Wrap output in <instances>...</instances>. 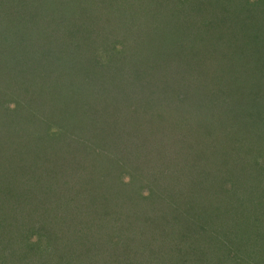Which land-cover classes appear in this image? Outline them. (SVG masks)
<instances>
[{"label": "trees", "instance_id": "1", "mask_svg": "<svg viewBox=\"0 0 264 264\" xmlns=\"http://www.w3.org/2000/svg\"><path fill=\"white\" fill-rule=\"evenodd\" d=\"M55 1L36 0V6L32 10H29L27 8L29 6H25V4H18L19 6L15 7L20 11L8 16L9 20H6L5 23L9 26V23L13 21L12 29L16 37L10 41V44L7 42L8 48L3 54L2 51L6 47L5 42L0 47V85L8 83L15 88L13 92L0 99V165L3 160L10 159L7 153L11 156L14 155L13 151L14 153L18 152L17 156L22 160L21 164L28 162L30 165L36 164L37 172L32 173L33 176L30 179L33 182L25 191L21 190L19 182L12 184L14 189L13 187L1 189L2 186H0V191L4 194L0 193V232L1 235L5 232L4 235H8L6 243L14 246L7 254L0 252V264H43L47 258L51 259V254H53L51 250L54 251L57 260L60 250L64 246L72 244H80L88 249L87 243L90 242L87 241L88 233L92 231V228L97 233L103 232L112 236L111 241H119L118 243L133 237L136 231L141 232V229H149L150 238L147 240L139 238L141 240L138 246L144 260V263L141 264H150L152 261L160 260L162 258L160 254L168 251H171L169 260L174 264V260L180 258L176 254L180 253L179 246L181 247V245L177 242V235L170 226V216H185L192 223H196V226L198 220L196 217L191 218L189 211L182 208L184 206L180 204L182 198H178L176 201V198L166 195L165 190L169 189V183L162 182L165 185L162 184L156 189L165 194L160 199L161 204H158L156 208L158 214L155 216L152 214V218L144 219L131 201L133 194L140 192L138 178L143 174L142 172V174L133 173L134 166L123 169L117 167L115 169L117 174L110 172V169L99 167L100 171L92 176L100 178V180L94 183L87 177L84 187L79 176L91 175L95 170L94 164L100 166L99 163L105 161L106 157L102 150H106V153L107 151L115 152L112 143H108V146L105 147L100 142V135L105 128L114 131L117 129L115 127L119 125L122 131L129 130L131 137L138 139L141 138L145 129L143 125L155 130L159 125V131L162 125L167 124L168 126L172 123L170 119L161 117L156 110V104L160 98L165 101L170 100L169 104L172 109L180 112L178 108L181 107L184 97L189 95L188 89L183 91L176 89L174 76L169 73L170 63L167 47H161L165 51L156 56H151L152 48L148 50L145 48L147 45L154 46L162 34L175 40L181 47L185 42L191 45L190 41L195 37L186 33L187 28H184L180 35L173 25V30L167 34V24L161 23L157 16L164 8L159 5L155 6L153 0H134L135 7L138 8L135 15L129 14L132 12L130 4L128 7H123V1L127 0H115L112 6L108 5V0H65L62 2L63 4H54ZM46 2L49 3V6L46 5ZM44 5L51 8L49 11L52 10V14H49L50 18L42 23L38 21L37 14L41 15ZM10 10L12 9L7 8V14L9 12L11 14ZM43 10L45 11V9ZM244 15L249 19L250 29L247 30L250 32L249 39L244 41L231 32L223 33L220 39L224 43L220 42L217 49L226 50L228 56L231 55L228 50L231 52L230 49H232L231 53L242 61L240 66L243 67L247 64L244 76L247 77L246 73H248L259 77L255 78V84L246 82L251 84L250 92L257 94L264 87L261 85L262 83L260 84L262 80H259L264 76H256V73L255 75L249 71L254 68L264 70V36H261L264 34V30H262L264 25L255 26L254 22L257 18L255 13L253 15L245 13ZM175 17H178V12ZM149 20L152 21L147 23ZM241 25L237 27L239 33L242 32ZM143 37L148 40L144 44L146 64H143V56L139 52L137 53ZM3 40L5 41L4 38ZM236 50L238 52L234 53ZM241 51L245 52L246 56L240 57ZM259 92H264V90ZM207 94V90L205 92L202 90V95L198 94L200 98L197 100L199 102L206 100ZM221 95L222 92L213 99L214 105L208 112L211 118L207 119L206 123L211 125L207 126L206 132L204 130V135L202 130L196 134L202 141H204L203 136L205 138L207 135L222 136L221 139L223 138L227 144L224 147V154H227L225 158L235 162L237 157L231 156L233 150L235 153L250 151L245 149L243 138L251 137L253 139L251 146L254 148L253 151L259 144L261 147L264 139H261L259 135L264 134V125L254 121L253 118L250 120L249 117L254 115L253 112L244 113L245 110L252 108L250 102L254 101L251 99L255 95L242 103L227 97L220 101ZM216 101L224 106L222 111L216 109L213 112ZM205 105L206 101L198 103L196 106L202 111ZM167 110L170 109H164V111ZM13 112L19 114L16 116L17 125L11 122ZM224 117H229V122L223 121ZM175 120L177 122L179 119L175 118ZM191 121L193 125L196 123L193 126L194 129L198 127L199 123H204V120L200 121L194 117ZM54 122L58 130L48 132ZM215 122H218L215 125L216 128L212 129ZM13 125L15 128L10 130ZM223 125L227 126L225 129V132L228 131L227 134L224 133ZM184 126L185 124L182 125L184 132L180 133V138L185 134H191L189 130L185 133L186 127ZM173 128L179 129L175 126ZM138 130H140L139 134ZM148 134L149 131H147ZM67 135L72 141L66 143V146H73V143L81 145V147L87 148L92 155H89V158L85 160L69 153V155H64L65 151L78 150L77 148L64 149L66 146L62 144L64 149L62 151L61 146L60 150L49 146L51 141L58 142L56 141L58 137L63 139ZM3 139L8 144H5ZM20 139L23 140L22 143H19ZM190 144L193 145L194 150L196 148L198 151L202 150V147H198L196 143L191 142ZM139 145L141 146V144ZM213 145L216 150L221 147L217 140L214 144L206 145V147L212 150ZM129 147L131 144L127 148ZM140 148L143 149V145ZM48 149L56 151L51 154V157L55 158L52 165H49L51 160L46 158ZM175 149L174 154L171 149V155H176L178 158L179 154ZM260 156L261 152L256 154V157ZM11 158L13 159V157ZM40 159L42 163L39 162ZM27 160L28 162H26ZM44 160L49 162L43 163ZM111 163L114 164L113 161ZM251 163L253 166L242 167L239 173H232L227 178L229 181V187L226 184L229 188L228 191L231 195L236 194V200L233 202L235 206H231L230 210L223 212L230 217L227 224L237 221L239 217L244 218V213L247 210L250 211L254 207L262 205V200L256 196L237 195V192L242 193L243 189L244 192H247L246 189L249 186L247 179H250L251 176L254 178V173L251 170L257 160L254 162L253 159ZM115 164H122L121 160H117ZM123 165L127 167V165ZM168 168L170 167L167 166L165 174L171 172V175L176 178L185 177L186 172L182 168H180L182 171L178 170L180 173ZM243 168L248 170L245 174L248 177L245 178L248 185L243 181L245 179L241 180ZM6 172V169L0 168V181L8 176ZM7 173L9 174V171ZM125 173L128 174L127 183L122 180L112 182L111 174L121 178V175L124 177ZM237 174L238 176L235 178ZM149 178L150 181L155 179L153 175L151 177V174H149ZM179 181L180 179H177L173 182V184H179L175 186L173 192L181 191V189H177L182 185ZM238 181H242L241 185ZM89 182H91L90 185H88ZM102 183L107 189H112L110 195L107 196ZM155 183L161 184L153 182V186ZM60 192L61 196L56 197ZM27 195L29 204L27 205V202L26 205L27 207L30 205V207L26 211L24 204L20 203L19 197ZM168 197L172 199L168 201ZM239 197H244L245 202L241 201ZM51 198L56 200H51ZM143 198L150 199L149 196ZM66 202L67 205L63 208V204ZM52 203L55 206L50 207ZM131 211L135 216H130ZM144 211L145 209H143ZM259 214L262 216L264 210ZM261 216H256V218L261 221ZM167 224H169V229H167ZM212 225L210 219L208 228L204 230L207 236L210 235L212 242L210 243V253L212 254L207 258H210V261L214 260L215 264L226 262V258L232 261L235 250L231 255V247L237 244L239 238L233 241L220 240L224 239L221 232L218 234L219 237L209 234ZM220 225L221 220L218 222V228ZM195 227L186 228L179 239L194 232ZM158 237L165 242V245L161 244L162 247L155 243L158 241ZM167 245L168 249H166ZM182 247H184L185 253L189 254L195 251V253L201 254L197 247L189 242H184ZM158 251L160 258L157 255ZM114 261L113 264H136L133 260L129 263H126L124 259H114Z\"/></svg>", "mask_w": 264, "mask_h": 264}, {"label": "rangeland", "instance_id": "2", "mask_svg": "<svg viewBox=\"0 0 264 264\" xmlns=\"http://www.w3.org/2000/svg\"><path fill=\"white\" fill-rule=\"evenodd\" d=\"M52 1L54 0H49V2ZM64 1L65 0H56L54 4H63L62 2ZM114 1L115 0H108V5L111 4L112 6ZM153 1L155 6L159 5L164 8L163 11H161V14H157V16H159L161 23L163 22L167 24V34L173 30V25L178 30L180 35L184 28H187L186 33H190L191 36L195 37L190 41L192 48L191 45L186 42L183 44L180 43L183 45V47H181L177 42H175V40L167 38L165 34L161 35L159 40L155 42L154 46L150 47L147 45L145 48L146 50L152 48L151 51L149 50L150 54L151 56H156L158 53L161 54L165 51V49H161V47H167V56L170 63L169 73L174 76L173 80L175 87L176 89L182 91L188 89L189 95L185 96L183 101H181V107L178 108V111L180 112H176L174 109H172L169 104L171 103L170 100L165 101L162 98L159 99L156 104L157 112H159L163 119H170L172 121V123L168 126L167 124L162 125L159 131V125L156 130L143 125L145 129L141 134V138L139 137L136 139L137 137H131L129 130L122 131V128L119 127V125L115 127L117 129L114 131L105 128L100 135V142L103 143L105 147L108 146V143H112L115 152L111 153L107 151L106 153V150H102L106 157L105 161L103 163L100 162V166L95 165V163V170L92 171L91 175H80L79 179L82 180L81 183L84 187V181L87 179V177L89 178L88 180L94 181V183L100 180V178H95L92 176H95L97 174L96 172L100 171L99 167H104L103 169H110V172L117 174V172H115L117 167L123 169L134 166L133 168L135 171L131 169L133 173H143L145 176L142 174L141 177L138 178L140 192L134 193L131 201L133 205L137 207L139 215H142L144 219H147L148 217L152 218V214H154L153 216L158 214L156 213V208L158 207V204H161L160 199H162L165 194L161 192V190L156 189L158 186L163 184L162 182L169 183L170 185L168 188L170 190H165L166 195L176 198V201L178 198H182L180 200V204L184 205L182 208H186L189 211V216L191 218L196 217L198 220L196 226V223H192L189 219L185 218V216H170V226L173 228V232H175L177 235V242H179L181 245V247L179 246V248H181L180 253L176 254V256H179L180 258L179 260H174V264H215L214 260L210 261V258H207L212 254L210 253V243L212 242L210 241V235L207 236L204 230L208 228L210 219L212 220L213 225L209 230V234L211 233L214 236L217 235L219 237L220 235L218 234L221 232V235L224 239L220 240L227 241H233L234 239L239 238L237 244L231 247V255L233 254L232 252H234L233 250H235L232 261L226 258L227 261H223L222 264H264V214H262V216L259 214V212H263L264 210V140L262 141L261 147L259 144L256 150L253 151L254 148L251 147L253 144V139H251V137L243 138L245 149H249L250 151H246V153L237 151L235 153L233 150L231 156L237 157L235 163L225 158V155L227 154H224V147L227 146V144L223 138V140L221 139L222 136L212 137L206 134V138L203 136L204 141H202L196 134L198 131L202 130L204 135V130L206 132V128L208 129L207 126L211 125L210 123H206L207 119L211 118L209 117L208 112L214 105L213 99H215V97L221 92L222 95L219 97L221 98L220 101L227 97L229 99H236L240 103L255 95L251 99L254 101L250 102V107L252 108L245 110L244 113H249V111L253 112L254 115H250V120L253 118L254 121L264 125V92H259L264 90V87L259 90L257 94H252L250 92L251 84L246 83L252 82L255 84V78L259 77H255L248 73H246L247 77L244 76L247 64L243 67L240 66V62L242 61L240 58L231 53L233 52L232 49H230L231 52L228 50V52L231 54L230 56H228L226 50L217 49L220 42L224 43V41L220 39V36H222L223 33L231 32L233 35L241 37L244 41L249 39L248 36L250 32L247 31L250 29L248 22L249 19L246 15H244L245 13H252V15L254 13L256 14L257 18L254 22L255 26L264 25V0H178L179 2L177 0ZM35 3L36 0H0V47L1 45L3 46L4 42L6 44L2 54L4 51L6 52V48H8L7 42L10 44V41L14 40L16 37V34L13 33L14 30L12 29V27H14L13 21L12 23H9V26L5 25L6 20H9L8 16L18 13L20 10H18L16 7L20 4H25V6H29L27 7L29 10H32V8H35L36 6ZM46 3V5L49 6V3ZM134 3V0H127L123 1L122 3L123 7H128L130 4V7L132 8V12L129 13L130 15H135L138 11V8L135 7ZM95 6L98 5L95 4ZM7 8L12 9L10 10L11 14L10 12L7 14ZM42 8L45 9V11L42 9L41 15L37 14V19L38 21L45 23L48 18H50L49 14H52V10L49 11L51 8L46 7L45 5ZM176 12H178V17H175ZM33 16H35V14H33ZM151 21L152 20H149L147 23ZM238 25H241V33H239L237 30ZM261 36L263 37L264 34H261ZM141 39L145 42L142 41L140 43L137 53L139 52V54L143 56V64H146L147 58L144 50V44L148 40L145 37ZM229 42L231 41L229 40ZM237 52L238 50H236L234 53ZM225 54H227V56H225ZM244 56H246V53L241 51L240 57ZM239 67L240 69H238ZM249 72L253 74L256 73V76H264V70H262V68H254ZM259 80H262L260 84L262 83L261 85H264V77L263 79ZM200 83L202 84L199 85ZM14 88L15 87L10 86L8 83L1 84L0 99L8 93L13 92ZM202 90L203 92L207 90L208 94L206 100H200L199 102V100H197L200 98L198 94L202 95ZM168 94L171 95L170 93ZM155 95L157 94L155 93ZM205 101V108L200 111V108L196 105L198 103H204ZM164 109L170 110L164 111ZM216 109L218 111H222L221 109H224V106L216 101V106L213 108V112ZM16 116H19V114L13 112L11 122L14 125H17L18 122ZM192 117L200 119V121L204 120V123H199L198 127H195L194 129L193 126H195L196 123L193 125L191 121ZM175 118H178L179 120L176 122ZM222 119L223 121H228L229 117H224ZM216 123L218 122L213 124L212 129L216 128ZM184 124V127H186L185 133H187L189 130L191 134L189 133V135L184 133V137L180 138V133L184 132V130H182V125ZM14 125L10 127V130L15 128ZM173 126L179 127V129L175 130ZM226 127V125H223L224 133L227 134L228 131L225 132ZM162 128L166 130H163ZM56 130L58 129L54 122L53 125L51 124L48 132H56ZM139 131L140 130H138V134ZM147 131H149V136L147 135ZM178 136L179 138L177 139ZM259 136L261 139H264L263 133ZM216 140L221 146L220 149L218 148L217 151L213 145L211 147L212 150H209L206 145L214 144ZM2 141L5 142V144H8V142H6L4 139ZM56 141L58 142L51 141L52 143L49 144V146L55 147L54 149L58 150L62 144H65L64 146H66V143H69V141L71 142L72 140L69 139V136L67 135L64 136L63 139L62 137H58ZM22 142L23 140L20 139L19 143ZM191 142L196 143L198 147L201 146L202 150L198 151V148L194 150L193 145L190 144ZM130 144L131 147L127 148ZM139 144H141V146L143 145V149L140 148L141 146ZM72 145L73 146H66L64 149H70L73 147L77 148L78 150H69L68 152L65 151L64 155L71 154L77 157L79 156L85 160L89 158V155H92L87 148L81 147V145L79 146L74 143ZM5 146L8 147V145ZM175 148L178 149L176 150ZM64 149L62 148L61 150L64 151ZM171 149H173V154L174 149L176 153L179 154L178 158L176 155H171ZM52 152L55 153L56 151L48 149L46 155L47 160H51L50 162L48 161L49 165H52L53 160H55V158L51 157ZM260 152L261 156L256 157V154H259ZM12 154L14 155L11 156V154L7 153V156L10 159L6 161L3 160L2 164L0 165L1 169H6L7 172L9 171V174L6 172L8 176L0 181V186H2L1 189L12 188L13 183L19 182V187L21 190L24 189L25 191L30 187L29 185L31 182H33L30 178L33 176L32 173L37 172V165H30L28 160L26 161L28 162L27 164H21L22 160L19 156H17L18 152L14 153L12 151ZM11 157H13V159ZM17 159L20 160L18 161ZM253 159L254 162L257 160V163L254 164V167L251 170L254 173V178L251 176L249 179L245 175L248 170L243 168L241 180L248 178L247 180H249V186H247L248 189H246L248 191L244 192L245 190L243 189L242 193L237 192V195H251L260 198V200H262V208L259 205V207H254L253 210H247L244 213V218L239 217L237 221L227 224L230 220V217L225 215L223 212L230 210L231 206H235L233 202L236 200V194L231 195L230 191H228L229 181H227V178L231 176L232 173H239L242 167L253 166V163H251ZM117 160H121L122 164H115ZM123 160L126 162L123 163ZM45 161L46 160H44L43 163ZM112 161L114 164L111 163ZM39 162L42 163V160L40 159ZM48 162L46 161L45 163ZM123 164L127 165V167H125ZM167 166L170 167L168 169H174L178 173H180L178 170L182 171L183 169L186 172L185 177L180 176L176 178L174 175H171V172H169V174H165L167 172ZM149 174H151V177L152 175L154 176V181H150ZM164 174L165 177L163 178ZM123 175L124 177L121 175V178H119L118 175L114 176L111 174L112 182L122 180L124 183H127L128 174L125 173ZM189 176L191 177L189 178ZM237 176L238 174L235 178H237ZM177 179H180L179 182L182 184L181 188H177L179 190L181 189V191L173 192L175 186L179 185L173 184V182ZM247 180H243L245 184H247ZM153 182H159L161 184L155 183L154 187L152 184ZM238 182L241 185L242 181ZM90 183L91 182H89L88 185H90ZM226 184H228V187ZM102 185L103 189L107 193V196L110 195L109 193H111L112 189H107L103 183ZM101 191L103 190L101 189ZM0 193L4 195L1 191ZM59 196H61V192L56 195V197ZM146 196H149L150 199L145 200L143 197ZM171 197H168V201L172 199ZM28 198V195L19 197V201L21 204H24V209H26V211L27 208L30 207V205L27 207L29 204ZM239 199H241L243 202L246 200L244 197H239ZM51 200L56 199L51 198ZM146 201L148 202L145 203ZM246 204L248 203L246 202ZM63 205V208H65L67 202ZM53 206H55V204L52 203L50 207ZM151 208H153V210H150ZM143 209H145L144 212ZM133 215L135 216V214L131 211L130 216ZM256 216H261V221H259ZM219 220H221V225L218 228ZM153 222L155 223V220ZM188 227H195V231L188 233V235H185L179 239L184 233V230ZM167 229H169V224H167ZM4 233L1 235L0 232V252L7 254V252H9L14 246H10L9 243H6L8 235L6 236ZM88 234L89 236L87 241H90L87 243L88 249L84 248L80 244L64 246L62 250H60V257L59 254H57V260L54 251L51 250L53 253L51 254V259L47 258V261L44 259L45 262L43 264H113L114 259H124L126 263H129L131 260L136 262V264L144 263L142 253H140L138 245H140L139 241L141 239L147 240V238H150L149 229H141V232L136 231L133 237L124 239V241H121L120 243H118L119 241H111L113 238L112 236L106 235L103 232L97 233L93 228ZM139 238L141 239L139 240ZM157 240L158 241L155 243L160 244V247H162V243L165 245V242H163L160 237H158ZM184 242H189L190 244L195 245L201 254L195 253V251L189 254L185 253L184 247H182ZM166 249H168V245L166 246ZM170 252L171 251L160 254L158 251L157 255L159 253L162 258L160 260L157 259L158 261L156 260L155 262L152 261L150 264H173L171 260H169V258H171L169 255ZM78 253H80V255H78ZM160 255H158L159 258ZM226 256L228 255L226 254Z\"/></svg>", "mask_w": 264, "mask_h": 264}]
</instances>
